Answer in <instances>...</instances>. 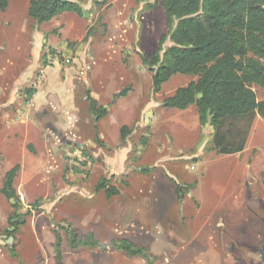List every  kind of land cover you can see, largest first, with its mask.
Listing matches in <instances>:
<instances>
[{"label": "rangeland", "instance_id": "1", "mask_svg": "<svg viewBox=\"0 0 264 264\" xmlns=\"http://www.w3.org/2000/svg\"><path fill=\"white\" fill-rule=\"evenodd\" d=\"M74 1L84 16L37 23L29 0L0 11V264H57V236L61 264H156L165 249L168 264H262L264 118L255 116L241 152L217 153L195 105L162 106L197 76L174 75L155 92L142 63L171 45H159L170 30L161 1ZM16 164L24 223L9 236L16 202L2 188ZM104 178L117 195L97 188ZM156 228L157 238L171 234L166 245L153 243ZM72 230L99 245L72 249ZM119 239L144 246L149 261L117 249Z\"/></svg>", "mask_w": 264, "mask_h": 264}, {"label": "trees", "instance_id": "2", "mask_svg": "<svg viewBox=\"0 0 264 264\" xmlns=\"http://www.w3.org/2000/svg\"><path fill=\"white\" fill-rule=\"evenodd\" d=\"M160 1L170 30L167 37L160 39L159 45L161 47L166 40L171 45L161 55L156 52L149 57L141 56L142 63L153 72V90L158 92L177 74L197 76L166 97L162 106L183 110L195 105L200 125L213 128L216 152L224 155L241 152L255 116L264 118V99L258 100L252 89V85H257L264 91V0ZM8 4L9 0H0V11H4ZM27 12L37 23L47 22L63 12L78 16L86 14L74 0H29ZM125 92L123 90L115 97L125 95ZM87 100L95 118L106 115L107 109L98 106L90 95ZM127 133V127L123 126L121 137L125 139ZM18 169L16 164L6 171L3 179L2 193L16 202V209L8 217L11 229L6 233L9 236H13L24 223L17 212L20 201L13 187ZM262 185L264 187V180ZM97 188L105 190L106 197L118 194L105 178L99 181ZM67 234L72 249L99 245L92 232L79 236L72 230ZM60 242L61 237L57 236V264H61ZM114 246L128 256H140L149 261L146 248L128 239L116 240Z\"/></svg>", "mask_w": 264, "mask_h": 264}, {"label": "crops", "instance_id": "3", "mask_svg": "<svg viewBox=\"0 0 264 264\" xmlns=\"http://www.w3.org/2000/svg\"><path fill=\"white\" fill-rule=\"evenodd\" d=\"M165 213H166V211H165ZM156 230V233L154 232L153 233V243L155 244V245H157V246H163V245H166L167 244V241H168V239H167V236H166V234L167 235H171V234H168L166 231H165V239H163V238H157V235L158 234H161L160 232L161 231H159L158 232V228H156L155 229ZM57 232V231H56ZM98 239V238H97ZM142 244V243H141ZM92 249V248H91ZM164 255H166V256H164L165 258H163V259H160V256L159 255H154V258L156 259V261H155V263L157 264H168V262H169V260L170 259H172V257L171 258H168L169 257V254H168V252H167V249H165L164 250V253H163ZM168 256V257H167ZM128 257H131V258H134V257H137V256H128ZM127 257V258H128ZM205 260H208V258L207 257H205V259H204V261Z\"/></svg>", "mask_w": 264, "mask_h": 264}, {"label": "water", "instance_id": "4", "mask_svg": "<svg viewBox=\"0 0 264 264\" xmlns=\"http://www.w3.org/2000/svg\"><path fill=\"white\" fill-rule=\"evenodd\" d=\"M11 240H12V238L10 237L8 239V242L7 243L10 244L11 243ZM256 251L258 252V254L260 256V259L262 261V264H264V237H263V241H262L261 246Z\"/></svg>", "mask_w": 264, "mask_h": 264}]
</instances>
